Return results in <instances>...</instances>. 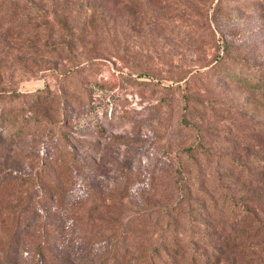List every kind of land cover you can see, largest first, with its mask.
<instances>
[{
	"label": "rangeland",
	"instance_id": "374dc122",
	"mask_svg": "<svg viewBox=\"0 0 264 264\" xmlns=\"http://www.w3.org/2000/svg\"><path fill=\"white\" fill-rule=\"evenodd\" d=\"M68 7L75 44L53 69L40 10L0 30L18 60L3 61L0 105L40 114L0 141V264H196L191 230L212 252L228 197L264 192V88L221 69L264 73V0Z\"/></svg>",
	"mask_w": 264,
	"mask_h": 264
},
{
	"label": "trees",
	"instance_id": "16d2710c",
	"mask_svg": "<svg viewBox=\"0 0 264 264\" xmlns=\"http://www.w3.org/2000/svg\"><path fill=\"white\" fill-rule=\"evenodd\" d=\"M68 4L69 0H0V30L10 32L11 35L13 31L7 25L4 26L5 23L12 22L23 13H30L31 10H40L41 14L33 20V37L37 38V43H43L44 48L49 52L50 56L43 63L46 67L53 69L55 65L53 62L66 51L72 53L75 44L73 39L77 22L76 25L70 22L71 13L68 10ZM43 30L45 32L41 38ZM59 32L64 33L63 38L65 39L57 41L58 38L55 36L57 37ZM10 42L0 41V74L3 71L5 58L12 59L14 63L18 61L13 53L8 52L11 49ZM3 44H7L8 51L4 50ZM226 49L230 53L228 49L231 50V47L227 46ZM221 69L229 74L230 79L256 80V83L251 85L264 88V73L262 72L248 73L239 63L231 65L230 69L227 67ZM3 90L0 88V94L4 92ZM39 99H44V97L37 96V102ZM24 112L20 115L13 108L0 105V141L5 139L6 132H9L8 136L14 141L27 133V128L30 129L33 124L39 122L38 112L35 113L31 109H26ZM260 162V160H249L243 162L241 166L249 168L252 165H259ZM192 192L193 189L189 194ZM228 198L232 207V216L228 224L230 233L226 237L219 238V247L208 252L207 249L200 250L199 244L196 243L200 236L196 235V231L192 229L189 236L192 248L190 259L196 264H264V192L254 203L251 198L239 201L234 200L233 196Z\"/></svg>",
	"mask_w": 264,
	"mask_h": 264
}]
</instances>
